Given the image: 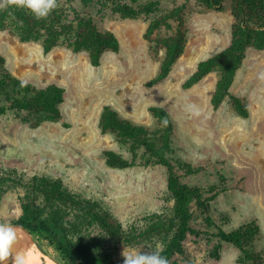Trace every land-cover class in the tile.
<instances>
[{
	"label": "rangeland",
	"instance_id": "1",
	"mask_svg": "<svg viewBox=\"0 0 264 264\" xmlns=\"http://www.w3.org/2000/svg\"><path fill=\"white\" fill-rule=\"evenodd\" d=\"M117 1L135 7L157 1L159 9L151 15L123 18L111 6L102 8L97 0L88 4L75 0L79 10L101 30L114 32L120 41V50L106 51L99 66L91 64L86 51H74L64 39L45 52L41 41H22L15 29H0V56L10 72L39 88L56 84L65 89L59 121L36 124L27 113L0 116V174L24 181L42 174L60 176L74 191L101 200L126 228L143 225L148 215L164 213L173 204L167 170L161 165H108V150L132 159V142L103 131L99 120L108 105L121 117L156 130L160 125L149 109L162 106L176 124L171 156L197 170L184 181L212 191L208 196L216 193L209 214L226 231L257 220L262 234L250 249L264 255V81L256 79V73L264 70V50H247L231 88L248 106L249 116H241L229 98L215 109L211 98L219 71L191 88H183V84L200 61L230 44L233 1L226 0L221 11L198 0ZM184 2V53L169 76L150 87L147 83L158 74L165 57L158 41L170 36L173 29L163 26L149 40L145 37L147 27L154 17ZM189 103L198 106L199 117L189 115ZM23 192L18 186L0 185V223H11L20 215ZM204 224L198 217L195 226ZM158 244L121 246L117 264H123L124 251H155ZM185 248V254L174 256L177 264H249L240 249L217 237L189 235Z\"/></svg>",
	"mask_w": 264,
	"mask_h": 264
},
{
	"label": "trees",
	"instance_id": "2",
	"mask_svg": "<svg viewBox=\"0 0 264 264\" xmlns=\"http://www.w3.org/2000/svg\"><path fill=\"white\" fill-rule=\"evenodd\" d=\"M81 1L88 4L93 0ZM97 1L102 8L111 6L123 18L135 19L151 15L159 9L157 1L137 7L117 0ZM198 1L220 11L226 2ZM232 1L234 23L230 44L200 61L196 71L184 82L183 88H191L209 73L219 71L220 78L211 98L212 106L218 109L229 98L236 111L241 116L248 117V106L243 99L231 92V88L247 50L250 47L264 50V0ZM74 2L75 0H58L55 10L46 18L37 19L30 10L7 4L5 0V7L0 9V29H15L22 41H41L45 52H50L64 39L74 51H86L91 64L99 66L106 51L120 50V41L114 32L101 30ZM186 7L184 2L159 14L147 27L145 37L149 40L163 26L173 29L170 36L158 41L159 47L165 50V57L158 74L147 83L150 87L165 80L184 53L187 41ZM21 81L23 80L6 68L5 58L0 56V116L10 112L16 115L27 113L36 120V124L63 118V87L51 84L39 88L30 82L21 87ZM149 110L159 122L160 126L156 130L121 117L111 106L103 108L99 120L101 129L105 132L112 131L119 138L131 141L134 153L133 158L128 159L108 150L105 152L106 162L118 168L136 165L165 167L168 174L167 190L173 200L169 209L161 214L148 215L143 225L126 228L101 200L74 191L60 176L42 174L24 181L22 177L0 174L1 186H18L24 191L19 196L20 215L11 224L23 227L38 246L59 253L63 264H117L115 257L121 246L151 242H160L161 255L166 256L170 264H177L173 258L177 254L186 253L185 241L189 235L217 237L240 249L249 264H264L263 253L250 249L262 234L257 220L231 231H226L216 223L209 214L216 193L208 196L212 191L207 192L185 182L184 178L197 170L192 164L177 161L171 156L176 124L170 112L162 106H151ZM165 118L168 120L166 126L162 123ZM198 217H202L205 222L200 228L195 226Z\"/></svg>",
	"mask_w": 264,
	"mask_h": 264
},
{
	"label": "clouds",
	"instance_id": "3",
	"mask_svg": "<svg viewBox=\"0 0 264 264\" xmlns=\"http://www.w3.org/2000/svg\"><path fill=\"white\" fill-rule=\"evenodd\" d=\"M6 3L30 10L37 19L46 18L58 7V0H6ZM3 7H5V0H0V9ZM256 79L264 81V70L256 73ZM27 83L26 80L21 81V87L26 86ZM186 110L192 117L201 115L200 109L195 103H189ZM162 123L166 126L168 120L165 118ZM22 238L23 232L19 225H12L7 221L0 223V264H9L10 255L12 256L11 264H35V253H39L46 264H63V258L59 253L38 246L36 241H33L31 251L25 250L23 254H20V250L16 249L13 252ZM141 249L134 252L124 251L122 253L123 264H170L168 258L161 255V245L158 244L155 251L150 249L141 251Z\"/></svg>",
	"mask_w": 264,
	"mask_h": 264
},
{
	"label": "bare ground",
	"instance_id": "4",
	"mask_svg": "<svg viewBox=\"0 0 264 264\" xmlns=\"http://www.w3.org/2000/svg\"><path fill=\"white\" fill-rule=\"evenodd\" d=\"M23 232V238L20 239L19 243L16 245V248L13 249V252L16 251V249L20 250V254H23L25 250L31 251V245L32 240L30 239L29 235L22 229ZM12 256L9 257V264H11ZM34 262L35 264H46V261H44L39 253L34 254Z\"/></svg>",
	"mask_w": 264,
	"mask_h": 264
},
{
	"label": "water",
	"instance_id": "5",
	"mask_svg": "<svg viewBox=\"0 0 264 264\" xmlns=\"http://www.w3.org/2000/svg\"><path fill=\"white\" fill-rule=\"evenodd\" d=\"M12 225H16V224H12ZM21 227V226H20ZM21 229H23L24 231H26L23 227H21ZM26 233L29 235L30 239L32 240L33 242V239H32V236L26 231Z\"/></svg>",
	"mask_w": 264,
	"mask_h": 264
}]
</instances>
